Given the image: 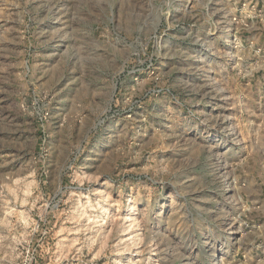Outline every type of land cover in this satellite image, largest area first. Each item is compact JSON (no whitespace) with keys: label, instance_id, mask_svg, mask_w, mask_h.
Wrapping results in <instances>:
<instances>
[{"label":"rangeland","instance_id":"obj_1","mask_svg":"<svg viewBox=\"0 0 264 264\" xmlns=\"http://www.w3.org/2000/svg\"><path fill=\"white\" fill-rule=\"evenodd\" d=\"M0 264H264V0H0Z\"/></svg>","mask_w":264,"mask_h":264},{"label":"bare ground","instance_id":"obj_2","mask_svg":"<svg viewBox=\"0 0 264 264\" xmlns=\"http://www.w3.org/2000/svg\"><path fill=\"white\" fill-rule=\"evenodd\" d=\"M196 61L197 62H203L204 61V59H203V57L201 56V57H199V58H197L196 59ZM235 129H236V127H235V124H234V122H232V121H230V123L226 126V128H225V131H226V133L230 136V137H236V132H235ZM219 155V153H216V157ZM230 196V195H229ZM228 196V197H229ZM136 208V206L134 205L133 207H132V210H134ZM135 211V210H134Z\"/></svg>","mask_w":264,"mask_h":264}]
</instances>
